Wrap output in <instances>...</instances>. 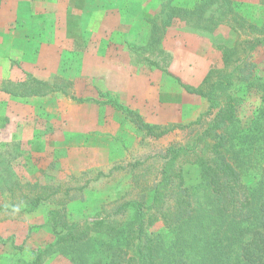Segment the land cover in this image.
<instances>
[{"label": "rangeland", "instance_id": "374dc122", "mask_svg": "<svg viewBox=\"0 0 264 264\" xmlns=\"http://www.w3.org/2000/svg\"><path fill=\"white\" fill-rule=\"evenodd\" d=\"M200 1L161 0L160 12L151 5L150 17L128 12L108 31L100 28L101 3L89 12L92 1L69 0L62 18L43 0H0V264L29 261L35 250L42 251V264L106 257L104 239L97 236L79 242L70 260L54 242L48 212L63 209L70 220L84 221L104 215L123 198H140L158 179L165 148L191 142L209 120L211 115L189 125L208 104L174 79L197 86L220 65L217 43L233 37L224 26L214 30L218 42L204 28L196 32L199 22L193 30L187 27L186 17ZM220 1L215 17L238 13L246 22L264 21V0H231L229 11ZM31 11L40 16L31 21L35 31L15 32ZM253 56L264 67V45ZM29 75L47 88L38 85L37 93L25 95ZM106 100L168 132L146 135ZM34 183L60 193L24 210Z\"/></svg>", "mask_w": 264, "mask_h": 264}, {"label": "trees", "instance_id": "16d2710c", "mask_svg": "<svg viewBox=\"0 0 264 264\" xmlns=\"http://www.w3.org/2000/svg\"><path fill=\"white\" fill-rule=\"evenodd\" d=\"M220 2L229 11L231 0ZM216 3L196 2L185 23L193 30L199 22L196 32L204 28L216 42L220 39L215 28H227L234 39L217 43L220 65L211 67L197 86L174 78L184 91L208 104L189 125L211 117L191 142L165 148L159 155L158 179L140 198H123L104 215L84 221L70 220L63 209L48 212L54 242L65 247L70 260L79 242L104 239L105 258L80 257L76 264H264V67L253 56L264 45V21L260 26L246 22L238 13L215 17ZM29 78L24 93H37L38 85L47 88L43 81ZM104 102L124 112L146 135L168 132L113 100ZM31 188L24 209L28 211L60 193L39 183ZM42 262V251L35 250L32 259L21 264Z\"/></svg>", "mask_w": 264, "mask_h": 264}, {"label": "crops", "instance_id": "0c3cea01", "mask_svg": "<svg viewBox=\"0 0 264 264\" xmlns=\"http://www.w3.org/2000/svg\"><path fill=\"white\" fill-rule=\"evenodd\" d=\"M35 1L37 2V0ZM43 1H45L46 3L47 2L49 3V6H50L49 8H51L49 11L55 8L56 10L55 17L56 16H59L62 18L65 17V11L67 10V7H68L66 2L69 0H43ZM89 1L93 2L92 5L87 7L89 12L91 10L92 12H97L96 9L98 8V6L96 3H101L100 6L102 8H105L104 12L99 11L100 15L103 16L101 20L100 28L106 29L108 31L109 30L113 31L114 29L118 28V26L121 24L120 19L126 18L125 16L128 15V12L131 13L130 17L139 18V17H145V16L150 17V14L148 15L147 13L148 11L146 10V6L149 7V5H151L153 9H157V12H160L161 10V4H160L161 0H89ZM39 17L40 16L38 14L36 13L34 14L33 11H31L28 15L24 16L25 20L20 23V26L17 27L15 32H18L21 35L26 34V33H32L33 31H35V29L32 27L31 21L36 20ZM88 18H90V21H91L92 17L90 16ZM113 18L118 19L117 21L115 20L116 23L114 25H113V20H114ZM94 46L95 44L90 45V48H94ZM97 46H100V48H104V49L106 48L111 49L108 44H104V45L99 44ZM25 47L27 48L26 45ZM37 58L38 57L36 56V59ZM32 78H35V77L32 75ZM35 79H37V77ZM25 95H29V94H25ZM93 98L97 99V97H93Z\"/></svg>", "mask_w": 264, "mask_h": 264}]
</instances>
